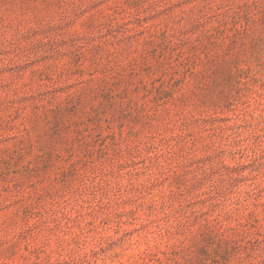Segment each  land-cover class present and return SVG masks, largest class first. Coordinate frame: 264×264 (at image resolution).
<instances>
[{"label": "rangeland", "instance_id": "1", "mask_svg": "<svg viewBox=\"0 0 264 264\" xmlns=\"http://www.w3.org/2000/svg\"><path fill=\"white\" fill-rule=\"evenodd\" d=\"M0 264H264V0H0Z\"/></svg>", "mask_w": 264, "mask_h": 264}]
</instances>
